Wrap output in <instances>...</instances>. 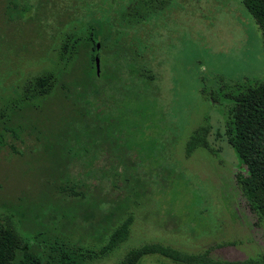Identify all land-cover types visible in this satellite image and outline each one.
Listing matches in <instances>:
<instances>
[{
    "label": "rangeland",
    "instance_id": "obj_1",
    "mask_svg": "<svg viewBox=\"0 0 264 264\" xmlns=\"http://www.w3.org/2000/svg\"><path fill=\"white\" fill-rule=\"evenodd\" d=\"M134 2L96 0V7L88 10L86 16L87 21L94 17L98 29L105 32L99 64L115 54V47L124 46L157 76L146 107L151 111L144 109L137 122L127 113L115 120L108 116L110 126L104 140H108L114 155L109 159L113 163L110 166L108 153L100 152L99 146L97 156L91 148L84 158L70 160L78 155L79 144L72 140L75 149L68 147L69 132L58 129L47 132L42 136L44 142L27 133L22 134L23 139L9 133L6 127L18 118L25 120L33 114L44 119L48 114L41 99L19 95L24 94L29 77L54 65L60 37L54 38L53 47L43 58H39L37 51L42 47L40 43L46 46L50 41L46 36L31 37L34 48L28 46L27 52L24 39L29 37V26L22 29L17 23L11 30L3 26L4 17L18 16L16 11L3 14L0 0V133L7 141L6 145L0 144V218L11 215L24 238L32 241L31 232L39 227L38 220L31 218L32 211L38 212L43 223H50L49 238L58 236L70 245L94 252L107 239L114 223L108 224L104 231L100 228L94 234L86 233L78 228L84 222L81 213H76L71 228L74 232L65 236L57 228L59 223L55 225L47 217L48 212H57L60 207L56 199H61L63 182L71 178L70 183H78L83 178L104 184L103 195L115 200L128 188L130 194L124 196L125 205L131 202L117 220L123 219L128 211L132 213L127 239L104 255H87L86 264H116L129 246L146 240H161L194 251L224 242L212 249L213 256L232 261L259 258L264 255V223L257 221L235 183L239 158L225 135L223 105L227 98L220 95V103H214L211 97L223 82L264 79V44L259 25L242 0H168L162 9L138 24L124 25L119 10ZM59 4L63 2L56 0L54 9ZM112 15L119 22L118 32L111 29ZM72 24L78 30L81 28L77 19ZM62 100L55 104L60 105ZM130 106L135 109L141 103L132 100ZM56 112L50 111V115L55 116ZM116 113L113 110L112 114ZM99 119L105 125L104 115ZM202 124L208 126L207 146L197 147L187 155L186 140ZM94 141L92 138L91 142ZM130 159L137 168L132 167L135 174L132 179L129 166L120 162ZM88 160L93 163L87 176L83 163H89ZM101 168L117 173L113 177L111 173L98 177ZM111 179L116 183L112 184ZM133 180L140 184L134 185L136 196L130 188L133 184L128 185ZM94 187L89 184V192ZM19 197L25 199L27 217L23 222L9 208V203L20 201ZM84 201L85 198L81 199L79 205L82 211L87 207ZM69 211L66 214L72 215ZM141 264H158L157 257L147 256Z\"/></svg>",
    "mask_w": 264,
    "mask_h": 264
},
{
    "label": "trees",
    "instance_id": "obj_2",
    "mask_svg": "<svg viewBox=\"0 0 264 264\" xmlns=\"http://www.w3.org/2000/svg\"><path fill=\"white\" fill-rule=\"evenodd\" d=\"M59 1L63 4H59L58 8L54 9L56 0H3V14L6 11L10 14L16 11L18 16L15 19L4 17L3 26H8L10 30L13 25H18L17 23L22 25V29H26V25L29 26V37L24 39L27 52L30 51L28 46L34 48L30 42L33 41L31 38L33 36L38 38L46 36L47 41L50 40L46 46L40 43L44 51L41 49L37 51L39 58H43L53 47L52 42L60 37L54 65L44 69L41 74L29 77L23 89L24 94L19 95L27 99H41V106L48 110V114L44 119L34 117L33 114L25 120L18 118L17 122H11L6 128L15 138L23 139L22 134L27 133L42 142H44L43 134L46 135L47 132L55 129L69 132L71 135L68 147L75 149L72 140L79 144L76 148L78 155L70 160L84 158L91 148L96 154L99 146L100 152L105 155L108 153L106 156L109 157V164L113 166L112 161L109 160L114 157L110 143L104 140V133L110 126L108 116L115 120L118 115L122 117V114L127 113L137 122L140 113L147 109L151 98L149 90L157 76L151 67L144 66L124 46L115 47V54L110 59L102 60L97 68L94 55L96 41L100 43L99 50L103 51L106 36L103 29H98L94 17L86 20L88 10L96 7V0ZM167 2L168 0H136L128 8L120 9L119 17L124 25H136L151 13L162 9ZM242 2L259 25L264 44V0H242ZM75 19L81 25L79 30L72 24ZM110 24L114 32L119 31L116 15L111 16ZM2 31L5 32L6 28ZM100 32L101 37H99ZM14 50L19 53V50ZM220 95L227 98V102L223 105L227 143L239 158L237 169L234 171L236 186L249 209L256 215L257 221L264 223V79L223 82L211 94L214 103L219 102ZM58 99H63V103L56 105L55 101ZM132 100H137L141 106L133 109L130 106ZM113 110L117 111L115 115L112 114ZM50 111L56 112V115H50ZM147 111H151V108ZM102 115L106 118L105 125L99 119ZM207 129L208 126L204 124L193 129L186 140L187 155L197 147L207 146ZM92 138L95 139L94 143L91 142ZM6 142L3 133H0V144L6 145ZM88 162L83 163L87 176L93 163L89 160ZM120 162L125 164L124 167L129 166L131 179L135 177L132 167L136 170L137 168L133 166V160ZM101 169L103 170L98 177H103L107 173H111L113 177L117 173L114 169L112 172ZM67 176L72 177L69 174ZM70 181L71 178L63 182L61 199L58 197L60 201L56 199L60 207L57 212H48V219H51L50 222H54L55 225L59 223L57 228L65 236L74 232L71 228L76 213H81L80 219L84 222L78 225V228L86 230V233L90 231L89 233L94 234L100 228L104 231L108 224L114 223L104 243L98 250L89 252L87 248L70 245L58 236L49 238L50 223L49 225L43 223L42 217L35 211H32L34 214L31 218L38 220L39 227L31 232L34 239L28 241L16 226L12 216L5 215L4 219L0 218V264H86L87 255L95 257L104 255L119 247L127 239L132 213L128 211L120 220H117V216H121L131 202L125 205L124 196L130 194L129 189L127 188L122 196L115 200L103 195L104 184L98 185L83 178L82 183H70ZM111 182L116 183L115 179H111ZM89 184L95 185L90 192ZM130 184H133L130 188H133L132 192L135 190L134 195H138L134 185L140 186L139 182L133 180V183L128 182V185ZM83 198L87 207L82 211L79 205ZM19 199L17 203H9V208L13 212L15 210L23 222L27 217L23 206L25 199L23 197ZM110 201L113 202L112 207L108 204ZM52 204L53 207L56 206L54 202ZM68 211L72 215L66 214ZM69 223L72 224L68 225ZM212 245L214 244L194 251L161 240H146L129 246L116 264H141L142 259L147 256H156L158 264H264V255L256 259L233 261L215 257L211 251L215 246L221 245L220 243Z\"/></svg>",
    "mask_w": 264,
    "mask_h": 264
},
{
    "label": "water",
    "instance_id": "obj_3",
    "mask_svg": "<svg viewBox=\"0 0 264 264\" xmlns=\"http://www.w3.org/2000/svg\"><path fill=\"white\" fill-rule=\"evenodd\" d=\"M95 64H96V67L98 68L99 67V63H100V52H99V41L97 40L96 41V50H95Z\"/></svg>",
    "mask_w": 264,
    "mask_h": 264
}]
</instances>
